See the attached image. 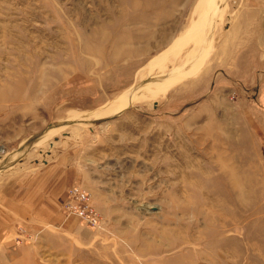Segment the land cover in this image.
<instances>
[{
    "label": "rangeland",
    "instance_id": "obj_1",
    "mask_svg": "<svg viewBox=\"0 0 264 264\" xmlns=\"http://www.w3.org/2000/svg\"><path fill=\"white\" fill-rule=\"evenodd\" d=\"M241 5L0 0V186L79 169L0 264H264V44ZM73 187L98 227L64 212Z\"/></svg>",
    "mask_w": 264,
    "mask_h": 264
},
{
    "label": "crops",
    "instance_id": "obj_2",
    "mask_svg": "<svg viewBox=\"0 0 264 264\" xmlns=\"http://www.w3.org/2000/svg\"><path fill=\"white\" fill-rule=\"evenodd\" d=\"M238 15L239 26L256 30L255 43L261 39L259 43L264 44V0H242ZM262 53L260 59L264 60V50ZM62 159L46 161L38 172L9 179L0 186V244L15 235L17 222L48 224L55 216L49 196L64 197L79 173L78 167L67 166Z\"/></svg>",
    "mask_w": 264,
    "mask_h": 264
},
{
    "label": "built area",
    "instance_id": "obj_3",
    "mask_svg": "<svg viewBox=\"0 0 264 264\" xmlns=\"http://www.w3.org/2000/svg\"><path fill=\"white\" fill-rule=\"evenodd\" d=\"M89 198V194L81 188H71L64 202V212L77 217L84 227L95 228L99 226L100 218Z\"/></svg>",
    "mask_w": 264,
    "mask_h": 264
},
{
    "label": "bare ground",
    "instance_id": "obj_4",
    "mask_svg": "<svg viewBox=\"0 0 264 264\" xmlns=\"http://www.w3.org/2000/svg\"><path fill=\"white\" fill-rule=\"evenodd\" d=\"M0 151H1V148H0ZM209 217H210V219H213L215 221V224H216V225H213V230L212 231H215V232L216 231L223 232L224 229H225V227H226V225H227V223L221 221L220 218H219V216H217V215H215L213 213L211 215H209ZM198 240H199L198 242H200V239L199 238H198ZM178 244H179V246L177 244H174V245L169 246V251H173V250H176L178 248L180 250H187L188 246H180L181 245L180 242ZM199 254L200 253H198L197 255H199ZM172 259L173 260L175 259V261H178V262H188L189 257H186V258H184L182 260H179V258H177V257L174 256Z\"/></svg>",
    "mask_w": 264,
    "mask_h": 264
}]
</instances>
